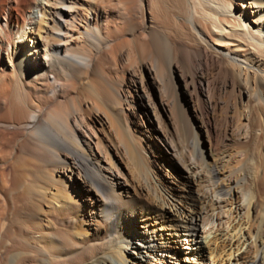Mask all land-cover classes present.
<instances>
[{
	"label": "bare ground",
	"instance_id": "bare-ground-1",
	"mask_svg": "<svg viewBox=\"0 0 264 264\" xmlns=\"http://www.w3.org/2000/svg\"><path fill=\"white\" fill-rule=\"evenodd\" d=\"M63 1L18 0L0 25V63L6 55L0 64V166L17 151L27 155L39 174V183L30 185L44 194L27 189L22 204L45 207L17 209L23 174L8 179L2 172L0 264H264V0H138L143 21L137 33L126 31V39L111 30L99 34L101 6L90 3L82 17L75 7L80 0ZM3 8L0 0V14ZM33 20L32 44L22 49L17 38ZM124 45L123 62L144 58L140 64L156 85L152 106L182 126L189 117L182 104L190 105L202 133V144L197 130L190 136L193 155L181 163L184 183L166 188L158 204L127 186L83 122L86 107L113 133L129 163L141 165V148L128 136L114 99L123 103L127 89L114 88L95 65ZM135 75L129 74L128 87L142 98ZM160 141L178 160L169 138ZM227 142L241 146L239 159L225 150ZM50 168L58 174L47 179ZM207 175L202 192L197 182ZM74 194L99 210L86 208L89 221L76 230L46 215L77 212Z\"/></svg>",
	"mask_w": 264,
	"mask_h": 264
},
{
	"label": "rangeland",
	"instance_id": "rangeland-1",
	"mask_svg": "<svg viewBox=\"0 0 264 264\" xmlns=\"http://www.w3.org/2000/svg\"><path fill=\"white\" fill-rule=\"evenodd\" d=\"M17 1L18 0H8V1L4 0V8L0 14L1 27L2 26L4 27V23L6 21V15L8 13L9 7L12 6L14 8L17 5ZM38 1L48 6V4L44 2V0H38ZM48 1L53 5H56V3L59 2L60 0H48ZM239 1L240 0H238V3ZM63 2L66 3L65 0ZM90 3L101 6L103 10L100 16L98 15V19H97L98 22L97 26L100 27L98 31L100 35L102 36L107 35L108 31L111 30L112 32H114L116 37L119 38L122 37L121 39H126V37L128 36L127 34L128 32L126 33V31L129 32L134 31L137 33L140 30L139 26H141L140 24L143 21L144 9L143 7L139 6L138 0L137 1L128 0V3L127 2L123 3L122 0H80L75 5V7L77 8L78 13L82 17H85L87 6ZM130 3L133 4L128 6V4ZM128 9L129 11L130 10L131 11L129 12ZM35 18L37 19V16H35ZM35 20H33L28 25L26 24L27 26H25L24 28L25 36H23L20 39L17 38L16 44L18 45L22 44L21 47L22 49H28L32 44V40H30L29 38V36H31L29 34V31L35 27ZM104 24L106 26L103 27ZM116 25L119 26L117 27ZM133 29H137V30H133ZM72 34L74 37L77 38L79 33L74 32ZM80 43L81 42L79 41V39L77 40V42H75V44H77L78 46L80 45ZM81 47L83 48L86 46H81ZM125 47L126 45L111 49L107 57L102 62L95 63V65L97 66V69L99 71L103 72L106 75V78L111 82V85L114 88H122V90L123 89L125 90V88L127 89V91L123 92L125 97H121V99L123 98L122 99L123 103L122 101L120 102V98L118 99L116 98V96L115 98L113 96V98L116 101V106L118 107L120 117L124 122L123 126L126 129L128 136L130 137L134 145L136 147L138 146L137 148H141L139 150H140V159H141L140 166L142 168L138 166L136 163L133 164L132 161L131 163H129L130 158H128V156L122 152V149L116 146L117 140L113 135V133L107 127H100L93 118L94 117L93 112L86 107H84L82 112L83 122L88 126L90 130H93L95 132L96 134L95 136H97V138L100 140V143L104 147V150L108 154L110 160L117 165L119 171L123 174L122 176L123 179L125 181H128L127 186L129 187L132 186L131 188L135 187L134 190H136V192L140 194V198L143 197L144 200L148 202H152V203L154 202L158 204V202L160 201L159 199H162L163 196L164 197L167 196V192L165 191H167V189L170 186H175V184L181 185L182 183H184L185 171L182 168L183 167L182 164L185 165L187 162H189V160L192 158L193 155V150L189 143L190 136L192 135V131L194 133V131L197 130V137L199 141L198 143L202 144V139H203L201 137L202 133L200 128L197 126V121L192 115L193 112L190 105L184 103L182 104L183 107L186 108L187 114L189 116V117L187 116L185 117V121L182 126L170 120V118H168V116L160 109H158L157 107L154 108L152 106L151 103L156 102V100L158 99L156 85L153 84L152 80L149 78V74L147 73V70L143 68L142 65L140 64L141 59L143 61L144 58L143 56L140 55L137 59L138 61L136 60L135 62H130V61L123 62L122 60L123 51L121 50H124ZM4 53H5L4 51L1 53L2 59L0 64L2 65L6 64L5 63L6 55ZM130 73H133L134 75L136 74L135 76L137 77V80L144 89V95H142V98L137 97L133 89L128 87ZM140 75L144 76L143 80L140 78ZM31 83H33V79H28L26 82V84L28 85L29 84L32 85ZM73 91L75 92L76 89H74ZM124 99H125V103H124ZM195 107L198 109L199 104L195 103ZM163 135L169 138V142L171 141L170 145L179 154L178 160H172L168 150L166 151V149L162 146L160 138L163 137ZM252 147L253 146L250 145L249 149ZM8 149L9 148L5 146L3 148V151L6 152ZM203 150L205 152L207 149L203 148ZM225 150L229 151L232 156L234 155L233 158L235 160L239 159L240 157L239 155L242 153L241 146L233 142H229V143L227 142ZM26 158L27 155L17 151L13 156L10 157L11 164L7 163L0 166V178L2 177V172L7 173L6 175L8 179H11L13 173L15 174L20 173L21 175L23 174L22 179L24 181H21V187L23 188L25 186L26 187L25 190L19 188L15 193V196H17V198L18 197L22 198V200L20 199L19 202L17 203L18 205H16V208L17 206H19L17 209L22 208L23 205V207L26 208L25 210L29 209L31 211V210H36L35 207H37L38 212H41L42 209L45 210V207L41 205L42 203L40 201L36 202L35 207L33 206V204L31 205L30 203L22 204L24 197H28L27 192L29 189L30 192H33L34 195H38V197L44 194L43 190L39 189V187L30 185L31 182L36 183V181L39 180L38 179L39 174L37 175V171H36L37 167L33 166L31 163H28ZM196 163L197 165H199V162L197 160ZM48 170H50V173L44 172V175L47 179L52 176L54 177L57 176L58 173L56 171H53L55 169L50 168ZM206 177H208V175L204 176L203 181L197 182L199 189L201 188L200 190L202 192L206 189L205 187H208L207 186L208 184L205 183ZM119 181H122V178ZM37 183L39 182L37 181ZM3 188L5 189L6 187ZM161 191L163 194H160ZM20 193L22 194V196L18 195ZM145 193L148 195H146ZM75 195L77 201L79 202V205L78 206L75 205V207L76 208L79 207V210L75 213H71L68 218L57 217L50 212L49 214L48 213L46 214L47 216H49L50 219H54L58 224V226H65L67 228H71L74 230L85 228L84 222L89 221V219L87 218L88 209L91 210L92 208L94 209L95 212L99 211V210L97 211L95 210V208L97 209L98 206L96 207L95 205H93V207H91V203L84 202L83 200L80 199L81 197H78L77 194H74V196ZM158 195L160 198L158 197ZM157 198L158 200H155ZM209 216L207 219H209ZM213 228H217V229H211L212 234H216L215 232L220 231V228H218V226H215V224ZM213 230L216 231L213 233Z\"/></svg>",
	"mask_w": 264,
	"mask_h": 264
}]
</instances>
